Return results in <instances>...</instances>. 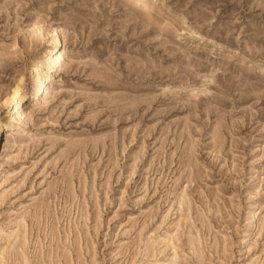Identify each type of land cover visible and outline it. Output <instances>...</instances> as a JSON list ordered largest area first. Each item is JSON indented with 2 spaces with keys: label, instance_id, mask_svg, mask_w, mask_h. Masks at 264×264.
Returning <instances> with one entry per match:
<instances>
[{
  "label": "rangeland",
  "instance_id": "1",
  "mask_svg": "<svg viewBox=\"0 0 264 264\" xmlns=\"http://www.w3.org/2000/svg\"><path fill=\"white\" fill-rule=\"evenodd\" d=\"M2 124L0 264H264V0H0Z\"/></svg>",
  "mask_w": 264,
  "mask_h": 264
},
{
  "label": "bare ground",
  "instance_id": "2",
  "mask_svg": "<svg viewBox=\"0 0 264 264\" xmlns=\"http://www.w3.org/2000/svg\"><path fill=\"white\" fill-rule=\"evenodd\" d=\"M55 35H58V31L55 33ZM45 58H46L47 63L49 62V64H50V70L49 71H51L54 74H58L62 68V65H63V58H62L61 49L59 48V49H56L55 51H50L45 56ZM38 73H37V67L34 65L31 69V75L33 76V78L36 77L35 80L38 83L37 84L38 89L32 97H28V98L21 97L20 98L21 100L15 103V107H14L13 112H12L11 117H10L11 120L20 121L22 119L24 109L29 108L30 106L34 105L36 103L35 101L39 98H42V96H43L42 94L47 91V89H46V85L48 83L47 79L45 77L38 76ZM17 92H18V90L15 91V94ZM8 131H12V132L14 131V125L13 124H9V125L2 124V125H0V133H2V132L7 133ZM246 239L247 238H245V236H244V238H242V243L243 242L245 243Z\"/></svg>",
  "mask_w": 264,
  "mask_h": 264
}]
</instances>
